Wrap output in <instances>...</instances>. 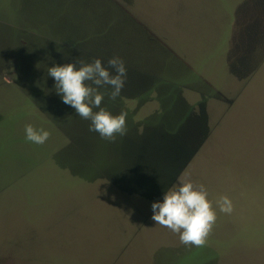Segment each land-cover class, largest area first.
I'll use <instances>...</instances> for the list:
<instances>
[{"label": "rangeland", "instance_id": "obj_1", "mask_svg": "<svg viewBox=\"0 0 264 264\" xmlns=\"http://www.w3.org/2000/svg\"><path fill=\"white\" fill-rule=\"evenodd\" d=\"M113 56L126 135L51 124L47 69ZM182 177L217 215L203 247L151 220ZM0 264H264V0H0Z\"/></svg>", "mask_w": 264, "mask_h": 264}, {"label": "clouds", "instance_id": "obj_2", "mask_svg": "<svg viewBox=\"0 0 264 264\" xmlns=\"http://www.w3.org/2000/svg\"><path fill=\"white\" fill-rule=\"evenodd\" d=\"M47 73L55 81L54 88L62 102L90 122V132L99 134L101 139L109 142H115L118 135H126L127 114L121 112L113 115L102 107L104 93L100 91L108 86L111 99L115 100L121 95L127 77L122 58L113 56L106 65L100 58L91 62L76 60L62 66L53 65L47 69ZM24 132L26 140L36 145H43L50 137L49 131L37 129L30 123L25 125ZM207 196L204 185L194 184L191 179L182 177L177 184L164 191L162 201L151 204V220L178 234L181 244L203 247L217 219ZM218 203L220 212H233L232 201L227 196L220 197Z\"/></svg>", "mask_w": 264, "mask_h": 264}, {"label": "trees", "instance_id": "obj_3", "mask_svg": "<svg viewBox=\"0 0 264 264\" xmlns=\"http://www.w3.org/2000/svg\"><path fill=\"white\" fill-rule=\"evenodd\" d=\"M258 9H247V11H246V13H247V17L249 18V24H252L254 21H255V13H258V11H257ZM249 24H247V26H245V27H249L250 25ZM245 31H247V30H245ZM48 54L50 55V56H52V54L50 53V52H48ZM34 83H35V81H34ZM49 93H48V95H47V97L46 98H44V97H40L41 99H44L45 100V102L47 101L48 102V104H51V102L53 101V98H51L50 96H49V94L51 93V92H55V88L54 87H52V88H50L49 90ZM35 96V95H34ZM61 108H65V109H63V110H61L60 112H52L51 110H50V119L52 120L51 122V124H53V125H56L57 127H59V128H69L70 127V125H71V123H72V121H73V119L75 118V109L74 110H72V109H70V108H72L71 106H69V109L67 108V107H65V106H61ZM56 113H61L60 115H58V114H56ZM60 116V117H59ZM126 118H127V116H126ZM75 133V132H74ZM79 136V135H78ZM80 136H82V138H85V136L84 135H80ZM95 140H97V141H99L101 138L100 137H96V138H94ZM94 140V141H95ZM93 141V142H94ZM103 142L104 141H101L100 142V144H103ZM104 145V144H103ZM104 153H102V152H100L99 154H97V162H96V165L97 166H102V164H101V161H103V159H104ZM114 157H115V155H114ZM115 160H116V158H115ZM102 168V167H101Z\"/></svg>", "mask_w": 264, "mask_h": 264}]
</instances>
